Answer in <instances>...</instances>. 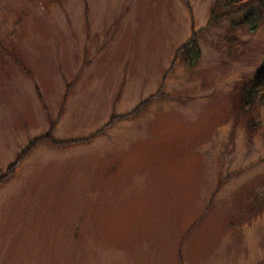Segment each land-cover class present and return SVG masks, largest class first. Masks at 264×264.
<instances>
[{
    "label": "rangeland",
    "instance_id": "374dc122",
    "mask_svg": "<svg viewBox=\"0 0 264 264\" xmlns=\"http://www.w3.org/2000/svg\"><path fill=\"white\" fill-rule=\"evenodd\" d=\"M216 1L0 0V264H264V9Z\"/></svg>",
    "mask_w": 264,
    "mask_h": 264
},
{
    "label": "trees",
    "instance_id": "16d2710c",
    "mask_svg": "<svg viewBox=\"0 0 264 264\" xmlns=\"http://www.w3.org/2000/svg\"><path fill=\"white\" fill-rule=\"evenodd\" d=\"M263 3L264 0H217L210 12L208 25H216L225 17L250 10L255 4H258L260 8L264 9ZM252 13L253 10L251 9L244 17V20L248 21ZM252 26L254 27L255 24ZM190 44H192V42H190L189 45ZM243 99L242 108L245 110L251 109L256 101L258 104L264 105V58L256 68L245 90Z\"/></svg>",
    "mask_w": 264,
    "mask_h": 264
}]
</instances>
